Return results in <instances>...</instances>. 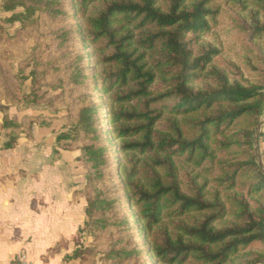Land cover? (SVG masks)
Wrapping results in <instances>:
<instances>
[{
  "label": "trees",
  "instance_id": "trees-1",
  "mask_svg": "<svg viewBox=\"0 0 264 264\" xmlns=\"http://www.w3.org/2000/svg\"><path fill=\"white\" fill-rule=\"evenodd\" d=\"M98 0H81L77 8ZM212 0H109L93 16L86 19L83 40L104 41L103 63L110 71L96 75L97 86L108 94L110 106L107 120L119 141V151L130 154L123 164L104 171L110 159L109 147L95 141L80 147L77 160L85 166V185L80 191L86 200V220L79 229L102 231L107 227L103 211L112 200L100 197L98 182L107 174L112 181L117 175L124 203L130 202L134 212L131 220L139 224L138 234L149 233L166 212L182 216L202 213L203 218L179 227L176 239L147 243L139 247L142 264H183L193 260L200 264H225L239 247L264 242V206L252 207L242 196L232 197L231 222L215 227L227 214L220 201L219 190L206 197V181L179 171L178 162L193 168L205 163L220 165L224 172L219 185L233 190L238 182L247 186V194L264 190V170L258 165L253 135L264 114V85H243L231 81L214 67L207 68L215 50L200 49L196 54L191 41L207 28L208 18L216 12ZM241 11L252 14L251 32L264 39V22L256 14L264 12V0H226ZM8 22L22 24L36 11L49 7L46 0H4L2 9L14 11ZM255 11V12H254ZM88 75H73L76 84L86 82ZM201 79L204 86L197 88ZM162 84L161 89H156ZM96 90V89H95ZM94 106L79 111L74 134L83 132L99 138L106 131L97 129ZM30 137V132L26 134ZM69 134L56 137V144L68 140ZM260 155L264 160V123L259 133ZM15 142V141H14ZM94 142V143H93ZM7 141L4 148H12ZM68 149V148H63ZM229 155L223 159L220 155ZM234 155H233V154ZM115 187V185H113ZM132 249L110 247L105 260L124 264L134 253ZM76 250L68 258H76ZM264 258L259 255L256 260ZM257 264H264V260Z\"/></svg>",
  "mask_w": 264,
  "mask_h": 264
},
{
  "label": "rangeland",
  "instance_id": "rangeland-1",
  "mask_svg": "<svg viewBox=\"0 0 264 264\" xmlns=\"http://www.w3.org/2000/svg\"><path fill=\"white\" fill-rule=\"evenodd\" d=\"M3 1L0 0V146L3 148L7 141L14 143L20 132L27 134L31 127L40 125L46 126L48 132L52 133L55 144L58 135L69 134L68 140H61L55 145L57 150L53 148V159H58L60 151L65 150L64 147L78 156L80 147L92 141L110 148L107 157L111 159L103 168L105 172L130 159V154L119 151V141L115 134H108L111 126L107 120L104 121L108 117V108H118L120 105L110 102L108 94L102 91L100 86L95 88L97 81L93 79L112 68L102 61L105 42L101 40L91 43L81 37L87 27L86 19L95 15L109 0L88 3L83 8L76 7L81 0H46L49 4L48 10L36 11L32 18L23 24L19 21H7L14 13H21L23 8L17 7L11 12L4 11ZM209 5L216 13L213 18H208L207 28L191 41L194 52L197 54L200 49L215 50L208 60L207 68L214 67L231 81H238L246 86L264 85V39L257 38L251 32L252 14L249 10L241 11L238 6L226 0H212ZM256 18L263 23L264 12L256 14ZM83 73L88 75L86 82L76 84L73 75ZM161 85L158 84L156 89H161ZM202 86L204 85L200 79L196 87ZM91 106L96 109L93 113L96 128L104 126L106 129L95 140L91 134L71 132L76 125L79 111ZM261 129L262 127L260 131ZM260 146L258 138L260 167L264 170ZM42 149L44 150L41 147ZM77 156L75 159L70 158L77 162L73 163L72 167L68 165L67 174L72 181H82L84 186L86 169L84 164L77 160ZM219 157L229 159L231 156L227 153ZM178 164L179 171L188 173L190 177L198 175L200 183L206 181L207 198L211 199L216 190H219L220 201L225 203L227 214L215 222V227H222L231 222L232 197L242 196L252 207L264 206V190L249 195L245 192L247 186L243 181L238 182L233 190H224L223 187H227V184H218L222 174L231 168L223 170L220 165L205 163L201 168L195 169L185 162L179 161ZM77 170L78 172H74ZM73 174L75 178L72 177ZM108 179L106 174L94 187L101 191L100 197L112 200L119 195V200L112 202L113 204L103 211L107 224L104 230H83L78 234L74 251L77 250L79 256L66 257L76 264H110L105 260V252L110 247L122 245L126 249L134 250L139 247L147 248V243L162 242L167 237L176 239L181 235L180 226L193 224L203 218L204 214L197 212L182 216H171L164 212L148 237L139 235V224L135 222V218L130 219L134 209L130 202L124 203L125 196L117 175L115 174L112 181ZM263 254L264 242H255L239 247L225 264H257L264 258L256 261L255 259ZM124 264H142L141 255L134 250ZM183 264L200 263L188 260Z\"/></svg>",
  "mask_w": 264,
  "mask_h": 264
},
{
  "label": "crops",
  "instance_id": "crops-1",
  "mask_svg": "<svg viewBox=\"0 0 264 264\" xmlns=\"http://www.w3.org/2000/svg\"><path fill=\"white\" fill-rule=\"evenodd\" d=\"M30 133L20 132L12 148L0 146V264L21 250L30 264H76L66 257L86 220L83 183L67 174L77 153L61 150L53 159L58 148L48 128L34 125Z\"/></svg>",
  "mask_w": 264,
  "mask_h": 264
},
{
  "label": "water",
  "instance_id": "water-1",
  "mask_svg": "<svg viewBox=\"0 0 264 264\" xmlns=\"http://www.w3.org/2000/svg\"><path fill=\"white\" fill-rule=\"evenodd\" d=\"M263 123H264V114L261 117V119L259 121V125H258V127H257V129H256V131L254 132V135H253L254 149H255V152H256V161H257L259 166H261V163H260V157H259V153H258V135L260 133V128L262 127Z\"/></svg>",
  "mask_w": 264,
  "mask_h": 264
},
{
  "label": "built area",
  "instance_id": "built-area-1",
  "mask_svg": "<svg viewBox=\"0 0 264 264\" xmlns=\"http://www.w3.org/2000/svg\"><path fill=\"white\" fill-rule=\"evenodd\" d=\"M8 264H30V262L27 260L26 252L21 250L8 262Z\"/></svg>",
  "mask_w": 264,
  "mask_h": 264
}]
</instances>
